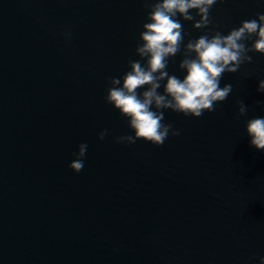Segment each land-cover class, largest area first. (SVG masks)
<instances>
[{
    "label": "water",
    "instance_id": "obj_1",
    "mask_svg": "<svg viewBox=\"0 0 264 264\" xmlns=\"http://www.w3.org/2000/svg\"><path fill=\"white\" fill-rule=\"evenodd\" d=\"M149 2L0 0V264H258L264 256V152L244 132L246 119L264 115L256 103L264 55L223 74L221 86L233 89L213 111L164 109L180 134L163 144L113 139L131 130L104 96L110 78L140 59ZM260 12L264 0H218L206 27L227 33ZM192 23L182 21L185 42L205 31ZM182 54L183 46L167 65L181 78ZM237 101L248 105L243 116ZM81 142L84 166L74 172L68 163Z\"/></svg>",
    "mask_w": 264,
    "mask_h": 264
},
{
    "label": "clouds",
    "instance_id": "obj_2",
    "mask_svg": "<svg viewBox=\"0 0 264 264\" xmlns=\"http://www.w3.org/2000/svg\"><path fill=\"white\" fill-rule=\"evenodd\" d=\"M218 0H154L147 3L150 11L142 24L135 48L140 59L129 60V69L121 76L110 78L104 100L126 119L130 134L115 136L116 142L134 143L138 138L161 145L169 135H179L180 129L164 121V109L199 117L213 111L233 89L231 83L221 86L225 72H236L250 62V53L264 55V12L241 20L227 33L207 29L212 23L210 9ZM179 17V18H178ZM198 17V19H197ZM182 21H192V28H204L203 34L185 42ZM65 38L71 33L65 31ZM251 41V43H248ZM178 67L182 78L170 74L169 58L181 51ZM162 88V90H161ZM258 92L264 93V79L257 82ZM264 106V99L257 100ZM237 115L243 116L248 105L237 101ZM108 130L98 132L103 139ZM244 132L254 149L264 152V115L244 121ZM87 142H81L72 154L68 167L79 172L84 166ZM258 264H264V256Z\"/></svg>",
    "mask_w": 264,
    "mask_h": 264
}]
</instances>
